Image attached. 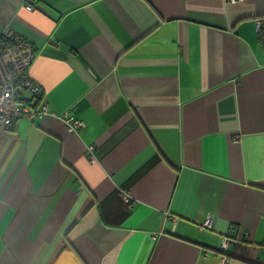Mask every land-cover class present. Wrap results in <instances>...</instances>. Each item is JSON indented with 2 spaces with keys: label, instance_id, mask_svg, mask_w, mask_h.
Segmentation results:
<instances>
[{
  "label": "crops",
  "instance_id": "crops-1",
  "mask_svg": "<svg viewBox=\"0 0 264 264\" xmlns=\"http://www.w3.org/2000/svg\"><path fill=\"white\" fill-rule=\"evenodd\" d=\"M4 29L47 110L0 130V264H264V0H0Z\"/></svg>",
  "mask_w": 264,
  "mask_h": 264
},
{
  "label": "built area",
  "instance_id": "built-area-1",
  "mask_svg": "<svg viewBox=\"0 0 264 264\" xmlns=\"http://www.w3.org/2000/svg\"><path fill=\"white\" fill-rule=\"evenodd\" d=\"M235 1V0H234ZM32 10L33 6L27 5ZM32 44L9 29L0 32V130L6 131L19 118H42L46 114V104L39 103L43 95L42 87L34 82L28 70L34 60ZM69 134H76L85 124L68 113L59 117ZM89 151L92 146L88 147ZM127 199V196H123ZM230 239H222L225 250ZM225 262L226 259L222 258Z\"/></svg>",
  "mask_w": 264,
  "mask_h": 264
},
{
  "label": "water",
  "instance_id": "water-1",
  "mask_svg": "<svg viewBox=\"0 0 264 264\" xmlns=\"http://www.w3.org/2000/svg\"><path fill=\"white\" fill-rule=\"evenodd\" d=\"M181 238H183V239H186V240H189V241H190V239H187V238H185V237H182V236H181Z\"/></svg>",
  "mask_w": 264,
  "mask_h": 264
}]
</instances>
